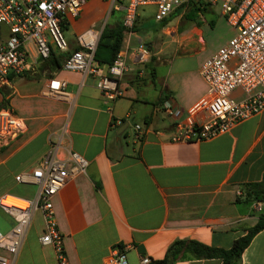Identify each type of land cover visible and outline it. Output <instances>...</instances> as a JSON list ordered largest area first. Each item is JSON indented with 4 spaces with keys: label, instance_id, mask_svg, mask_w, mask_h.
<instances>
[{
    "label": "crops",
    "instance_id": "1",
    "mask_svg": "<svg viewBox=\"0 0 264 264\" xmlns=\"http://www.w3.org/2000/svg\"><path fill=\"white\" fill-rule=\"evenodd\" d=\"M190 1L189 7H203L191 18L180 9L160 20L136 11L123 38L122 93L113 100L95 86L106 64L93 61L96 71L89 73L67 70L62 62L40 68L44 58L32 46L25 74L8 73L0 85V100L6 99L21 124L13 138L0 143V196H33L36 186L17 182L14 175L39 162L51 145L57 146V157L76 151L87 160L85 170L68 178L52 197L69 264H105L113 248H121L127 264H139L140 256L160 259L177 239L228 248L263 207L261 201L243 198L241 190L264 170V109L210 138L170 139L174 124L187 118L189 108L206 93L200 63L235 31L221 7L212 9L213 0ZM109 11V0H84L67 21L74 44L81 30L112 23L114 18L106 21ZM138 42L148 51L143 61L133 54ZM50 77L66 81L67 98L40 93ZM242 95L238 88L231 92L237 99ZM164 101L171 103L173 114L164 111ZM13 221L0 205V231ZM42 229V216L35 211L12 264H56L51 246L38 240ZM172 264L222 261L187 258ZM235 264H264V226Z\"/></svg>",
    "mask_w": 264,
    "mask_h": 264
},
{
    "label": "built area",
    "instance_id": "2",
    "mask_svg": "<svg viewBox=\"0 0 264 264\" xmlns=\"http://www.w3.org/2000/svg\"><path fill=\"white\" fill-rule=\"evenodd\" d=\"M84 0H0V85L8 73L18 74L27 67L26 55L33 47L37 57L46 58L51 50L64 51L67 42L61 34V25L75 17ZM110 8L121 10V23L129 30L140 5H153L156 20L168 15L187 0H109ZM221 11L234 27V33L213 54L199 65L198 72L207 84L206 93L188 110V117L174 124L170 136L173 141L206 139L228 130L237 122L264 109V0H221ZM3 26V27H2ZM100 26H90L76 34L78 48L72 49L62 61L67 70L82 73L95 72L92 54ZM148 51L138 42L133 54L136 60L146 59ZM125 52L121 48L107 64L105 73H98L95 86L107 99L118 97L122 90L119 78L126 70ZM66 81L50 77L40 88L49 97L67 98ZM240 89V98L231 96ZM164 111L173 114L169 101L162 103ZM200 118H196L197 113ZM136 129L138 124L134 125ZM21 130L18 117L6 105L0 107V143H6ZM57 146L51 145L39 162L28 170L14 175L17 182L32 184L36 191L31 197L9 194L21 203L0 205L13 216V224L0 231V264H12L20 248L30 218L39 211L43 229L38 236L41 244L51 246L56 264H69L63 247V236L56 226L52 197L71 176L83 172L87 160L76 151H68L64 157L56 156ZM240 194V190H236ZM255 207L259 209V202ZM150 261L140 256L139 264ZM105 264H127L121 248H113L105 258Z\"/></svg>",
    "mask_w": 264,
    "mask_h": 264
},
{
    "label": "trees",
    "instance_id": "3",
    "mask_svg": "<svg viewBox=\"0 0 264 264\" xmlns=\"http://www.w3.org/2000/svg\"><path fill=\"white\" fill-rule=\"evenodd\" d=\"M188 2V0H187ZM186 2V3H187ZM183 4L174 8V11H178ZM203 7H188L183 13L185 18L194 17L196 10H202ZM109 14L114 17L112 23L105 22L100 30L95 48L93 50L92 59L98 64H109L114 58L118 50L122 48L123 38L126 29L121 23L119 17V10L110 8ZM118 15V16H117ZM66 28L67 23L62 24ZM77 44L70 45L64 51L51 50L48 57L42 60V65H54L60 66L63 58L75 48H78ZM25 72H20L17 75H23ZM6 106V99L0 100V107ZM241 195L247 200H256L263 203L261 211L258 213L256 222L247 228V232L243 235L236 237L230 247L222 248L218 246H212L195 239H177L171 242L166 248L164 255L160 259L151 260L146 264H172L179 259L187 258H209L218 257L221 259L222 264H235L240 256L242 249L247 245L252 235L264 226V170L261 177L257 181L246 182L242 186Z\"/></svg>",
    "mask_w": 264,
    "mask_h": 264
},
{
    "label": "rangeland",
    "instance_id": "4",
    "mask_svg": "<svg viewBox=\"0 0 264 264\" xmlns=\"http://www.w3.org/2000/svg\"><path fill=\"white\" fill-rule=\"evenodd\" d=\"M93 1H95L97 3V2H100L102 0H93ZM220 2H221L220 0H213L212 9L218 12L220 10ZM190 3H191V1L188 0L186 5L184 7H181L180 10H182V12H185L188 9ZM137 10L140 13V16L152 17V14L154 11V6L150 5V4L140 5L137 7L136 11ZM118 15H119V17L121 16L120 13ZM114 17L115 16L108 15L106 21H111V20H113ZM61 34L65 40H68L69 47H70V45H74V34H73L72 29L69 25H67L66 28L63 27V25H61Z\"/></svg>",
    "mask_w": 264,
    "mask_h": 264
},
{
    "label": "bare ground",
    "instance_id": "5",
    "mask_svg": "<svg viewBox=\"0 0 264 264\" xmlns=\"http://www.w3.org/2000/svg\"><path fill=\"white\" fill-rule=\"evenodd\" d=\"M8 196L10 195H7L5 196L4 198H2V202L5 198H7ZM4 203H15V204H18V203H21L19 200L15 199V198H12V196L8 197L6 200H4Z\"/></svg>",
    "mask_w": 264,
    "mask_h": 264
},
{
    "label": "water",
    "instance_id": "6",
    "mask_svg": "<svg viewBox=\"0 0 264 264\" xmlns=\"http://www.w3.org/2000/svg\"><path fill=\"white\" fill-rule=\"evenodd\" d=\"M126 125V124H125Z\"/></svg>",
    "mask_w": 264,
    "mask_h": 264
}]
</instances>
